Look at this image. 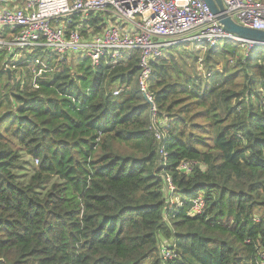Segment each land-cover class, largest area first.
Wrapping results in <instances>:
<instances>
[{"label": "trees", "instance_id": "obj_1", "mask_svg": "<svg viewBox=\"0 0 264 264\" xmlns=\"http://www.w3.org/2000/svg\"><path fill=\"white\" fill-rule=\"evenodd\" d=\"M246 49L168 48L152 105L136 50L0 49V264H264V45Z\"/></svg>", "mask_w": 264, "mask_h": 264}, {"label": "built area", "instance_id": "obj_2", "mask_svg": "<svg viewBox=\"0 0 264 264\" xmlns=\"http://www.w3.org/2000/svg\"><path fill=\"white\" fill-rule=\"evenodd\" d=\"M223 3L235 22L264 30V0ZM91 16L99 18L98 30L89 24ZM5 31H12L8 38ZM225 41L241 43L247 50L257 46L226 32L205 0H0V48L10 53L45 48L59 59L88 57L94 65L115 64L123 53L136 50L140 89L151 105L146 84L152 61L177 44L206 49ZM173 190L168 184V191ZM203 209L201 197L192 201V214ZM162 255L171 257L167 249Z\"/></svg>", "mask_w": 264, "mask_h": 264}, {"label": "water", "instance_id": "obj_3", "mask_svg": "<svg viewBox=\"0 0 264 264\" xmlns=\"http://www.w3.org/2000/svg\"><path fill=\"white\" fill-rule=\"evenodd\" d=\"M205 2L226 32L257 45H264V30L251 28L235 22L231 16L226 14L223 0H205ZM7 72L9 75L10 70L7 69Z\"/></svg>", "mask_w": 264, "mask_h": 264}, {"label": "rangeland", "instance_id": "obj_4", "mask_svg": "<svg viewBox=\"0 0 264 264\" xmlns=\"http://www.w3.org/2000/svg\"><path fill=\"white\" fill-rule=\"evenodd\" d=\"M107 17L108 18H111V14H107ZM247 48V47H246ZM0 49H3V48H0ZM248 49V48H247ZM247 49H246V52H247ZM31 52V51H30ZM30 52H27V51H18L15 53V56H13L14 59H21L22 60V57L21 55L22 54H28ZM245 52H242V54H244ZM246 54V53H245ZM70 57V56H68ZM23 61V60H22ZM222 67L221 66H218V69H221ZM22 159H23V163L16 168V172L20 175V179L23 181V182H27V179L28 177L33 173V171L36 169V165H37V162L33 160V158L29 157V156H26V155H23L22 156ZM53 180H50L49 182H47L45 184V187L44 188H39V192L40 193H43V191L48 187L50 186L51 182ZM173 199L170 200L171 203H173L172 201Z\"/></svg>", "mask_w": 264, "mask_h": 264}]
</instances>
